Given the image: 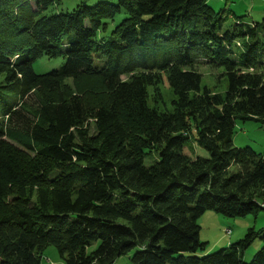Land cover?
<instances>
[{
  "label": "trees",
  "instance_id": "1",
  "mask_svg": "<svg viewBox=\"0 0 264 264\" xmlns=\"http://www.w3.org/2000/svg\"><path fill=\"white\" fill-rule=\"evenodd\" d=\"M59 1L0 0V264H39L49 246L62 264L133 249L131 264H264V230L199 255L197 224L264 211V158L232 144L236 121L264 125V16L226 26L207 0L51 12ZM43 57L62 66L37 75ZM198 60L223 70V94L201 87ZM158 86L170 110L150 105ZM192 135L207 158L184 153Z\"/></svg>",
  "mask_w": 264,
  "mask_h": 264
},
{
  "label": "rangeland",
  "instance_id": "2",
  "mask_svg": "<svg viewBox=\"0 0 264 264\" xmlns=\"http://www.w3.org/2000/svg\"><path fill=\"white\" fill-rule=\"evenodd\" d=\"M97 2H107L115 4L117 0H60L54 5L51 12H70L77 5H93ZM34 4V3H33ZM207 4L217 13L226 18L225 25L229 26L234 23L235 17H243L247 22H259L264 16V0H207ZM123 15H119L114 19V23H108L109 28H113L119 24ZM239 45V44H238ZM62 59H48L46 57L40 58L33 64V71L37 75L46 74L56 70L62 66ZM191 69H194L201 74V87H207L212 93L223 94L226 89V81L222 78L221 69H216L210 65L206 60H198L192 64ZM264 69V68H263ZM250 72L258 70H249ZM68 84H71L68 82ZM159 97H155V104L153 101L154 90L149 88L150 105L155 106L161 110L171 109V100L173 96L166 86L157 87ZM94 132L92 126L90 133ZM191 136L187 147L184 148V153L191 158L203 157L207 158L208 153L197 146ZM232 144L234 148L249 147L257 153H260L264 158V125L252 121L241 122L236 121L234 124V131L232 135ZM157 158L155 153H152L144 158V165L151 166ZM197 224L200 227L199 239L200 242L206 243L203 252L199 255L211 254L218 250L227 248L229 244L236 243L243 238L247 229L254 231L264 230V211H260L256 216L248 215L244 218H226L215 214L212 211L205 212L198 220ZM230 233H227V231ZM230 234V235H229ZM96 247L92 245L88 251ZM262 247L260 240H256L243 255V260L249 263L253 255L258 252ZM137 249L131 250L128 254L118 257L114 264H131L130 257L136 252ZM39 264H62L57 250L49 246L47 247L40 258Z\"/></svg>",
  "mask_w": 264,
  "mask_h": 264
},
{
  "label": "built area",
  "instance_id": "3",
  "mask_svg": "<svg viewBox=\"0 0 264 264\" xmlns=\"http://www.w3.org/2000/svg\"><path fill=\"white\" fill-rule=\"evenodd\" d=\"M227 233H230V231L228 230Z\"/></svg>",
  "mask_w": 264,
  "mask_h": 264
},
{
  "label": "bare ground",
  "instance_id": "4",
  "mask_svg": "<svg viewBox=\"0 0 264 264\" xmlns=\"http://www.w3.org/2000/svg\"><path fill=\"white\" fill-rule=\"evenodd\" d=\"M230 235V234H229Z\"/></svg>",
  "mask_w": 264,
  "mask_h": 264
}]
</instances>
